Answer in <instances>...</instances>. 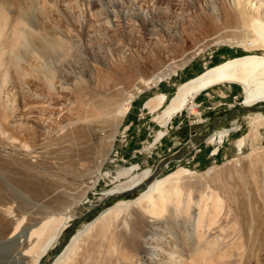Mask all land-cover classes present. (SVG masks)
Wrapping results in <instances>:
<instances>
[{"label":"rangeland","instance_id":"1","mask_svg":"<svg viewBox=\"0 0 264 264\" xmlns=\"http://www.w3.org/2000/svg\"><path fill=\"white\" fill-rule=\"evenodd\" d=\"M8 1L10 4L5 5L3 17L7 19L6 23L13 26L11 38L20 32V39L2 49V56L5 57L0 60V69H5L0 70V110L2 104L5 112L0 111L4 114L0 118L14 111L16 117L8 120L20 128L16 137L18 141L20 139L22 151L32 158L31 167L43 165L44 169L36 173L25 171L23 168L26 165L13 154L14 170L21 171L20 176L30 178L32 188L10 182L7 203L13 202L12 206L22 212L40 216L44 214L37 212L50 208L52 204L50 187L60 183L62 178L53 168L56 160L49 163L44 158L55 145L44 143L42 147L45 136L41 127L43 119L53 121V129L63 127V142L56 147L62 148V143L74 145L73 149L70 145L63 146L71 150L67 152L68 157L85 162L88 174L87 180L81 182H84L81 191L88 188L85 185L89 182L95 183L76 205L75 215H79H74L64 226L40 264H53L78 231L97 220L115 203L137 199L155 178L165 177L178 169L195 174V181L184 186L190 190L200 183L213 191L212 183L198 174L218 171L224 180L233 185L229 191L237 214L247 212L248 201L252 207L261 205L260 189L263 184L258 182L262 172L257 170H263V164L254 166L257 160L248 156L254 151L264 153V125L253 127L251 120L254 116H264V103L244 108V94L240 86L215 84L197 94L166 127L160 125L164 110L170 106L182 84L221 62L248 55H263L262 48L250 44L254 34L243 24L244 21L240 23L236 0ZM249 1L255 6H264V0ZM258 16L264 19L261 13ZM26 40H29L28 43ZM43 71L48 74L43 75ZM160 95L165 97L161 107L150 112L146 102ZM106 96L113 99L111 107L116 109L129 100V108L121 121L109 111L102 112L100 103ZM67 103L68 106H65ZM12 131H15L14 128ZM223 131L228 132L224 142H209L211 137ZM160 132H165V136L155 141ZM250 133L257 135L252 138ZM64 153L60 157H66ZM238 158L243 160L241 169L232 165ZM254 169L255 172L247 175L248 170ZM128 170L132 175L147 170L151 173L132 191L104 196L105 191L125 180L117 177L118 173ZM238 172H245L243 184L235 177ZM50 175L53 177L50 178ZM49 179L55 181L53 185H50L52 181ZM221 189L214 190L218 194L214 198L223 199L220 202L224 203L228 193ZM44 193H47L46 196ZM68 193L74 198L77 189ZM256 193L260 196L257 197ZM242 194L246 195L245 198ZM255 201H258L257 204ZM237 202L240 207H237ZM70 203L67 198H60L53 212L64 213ZM71 211L72 208L68 214ZM94 231L95 228H91L89 236L84 239L87 249L90 247L88 251L93 250L90 253L94 262L88 259L85 264H98L101 259L99 254L103 243L97 237L99 242L90 237ZM5 244L0 240V246ZM84 244V247L80 245L81 248H85ZM94 246L98 252L100 250L98 254H94ZM1 250L0 253H4ZM232 254L233 263L241 264L242 257L234 250ZM0 260V264H7L4 259Z\"/></svg>","mask_w":264,"mask_h":264},{"label":"bare ground","instance_id":"2","mask_svg":"<svg viewBox=\"0 0 264 264\" xmlns=\"http://www.w3.org/2000/svg\"><path fill=\"white\" fill-rule=\"evenodd\" d=\"M12 1L17 2L19 0ZM250 2L249 0H236V14L241 20L240 23L244 21L243 24L245 26L247 25V29L249 27L253 31L252 34H254V38L253 41H250V44L255 45L257 48L260 47V49L262 48L264 51V19L260 18L261 15L258 16L261 13L263 15L262 17H264V6H255V3L253 4ZM7 4H10L8 0H0V52H2L0 53V60L2 57H5L2 56V49H4L7 44L11 46L10 43H13L14 40L19 38L18 34H20L19 32L11 38L13 26L6 23L7 19L3 17L2 12ZM241 24L240 27L242 28ZM7 25H9L8 28ZM28 41L26 40L27 43ZM13 52L14 51H12L11 54ZM3 64L5 65V63ZM43 72L45 73V71ZM46 73L43 75H46ZM221 83L236 84L241 87L242 93L244 94L242 105L244 108L264 103V53L262 56L248 55L221 62L205 70L200 76L192 78L182 84L177 89V93L171 100L170 106L164 110L160 125L166 127L173 116L183 111L197 94L209 86ZM110 98L107 99L106 96V99L100 103L101 110L104 113L109 111V114H115L116 118L121 121L129 108V100L123 102L122 105L116 109L114 106L113 108L111 107L113 99ZM115 99L114 101H116ZM164 100V95H160L147 101L145 106L152 112L159 109ZM10 104L11 103H9V105ZM65 106H68V103ZM1 107V110L4 111L5 106L1 104ZM65 108L66 107L62 108V111L65 110ZM194 113L196 112L194 111ZM2 114H0V116ZM8 114L9 116L6 114L2 116L3 119L0 118V240L6 243L0 246V249L4 250V253H0V258L4 259L7 264H40L42 257H44L48 249L50 250L53 246V243L59 237L64 226L75 215L76 205L79 204L84 193L95 183L94 181L89 182L88 185H85L88 186V188L81 191L82 184L84 183L81 182L87 180L88 174L86 172L87 168L84 166L85 162L83 161V163L82 161L80 162V159L75 160L74 158L71 159L68 157L67 152L71 150L69 148H63L64 145H67L66 143H64V145L62 143L61 146L63 149L56 147L63 142V127L59 126L53 129V121L51 122L49 119H43L41 127L43 128L42 133L45 136L43 138L42 147L44 143L45 145L46 143L55 145L52 150H50L51 148L49 149L48 155L44 158H46L49 163L56 160V163L53 162L56 165L55 167L53 165V168H55L62 180L60 183L54 184L55 181L49 179V181H52L50 185L54 184L49 190L52 195L50 199L52 204L50 208L37 212L39 214H44L43 216L29 215L22 212L21 209L13 207V202L8 204L7 193L9 192L8 187L10 182L24 188H32V184L29 180L30 178H25L26 176L22 177L19 175L21 172L20 170V172L14 170L15 164L13 154L17 155L18 161L26 165V167L23 168L25 171H35L36 173L44 169L43 165L30 166L33 163L32 158L22 151L20 139L18 141L17 138L20 128L8 120L14 119L16 114H14V111ZM6 116L7 118H5ZM251 120L253 121V127L264 125L263 115L251 117ZM70 125L73 127L72 123ZM13 128L17 133L12 131ZM256 129L255 127V130ZM253 131L252 129V132ZM227 135L228 132L223 131L211 137L209 142L220 144L228 137ZM256 135V133H250L249 137L251 136L254 138ZM164 136L165 132L157 133L155 141L163 139ZM112 141H114V138ZM242 141L243 139L240 140L239 145H241ZM48 144L47 146H49ZM69 145L73 149L74 145ZM61 151H66L65 153L62 152L66 157H60L62 154ZM248 157L257 160L254 162V166L263 164V170H260V167H258L259 170H257L258 173L262 172L261 178L259 182H257L263 184V188L260 189V191L262 190L260 197L262 202L260 206L258 205L259 207H252V203L248 201L247 212L244 213V215L237 214L233 196L230 195L233 185L224 180L218 171L198 174V176H205L204 178L212 183L211 186L213 187V191L210 189L207 190L206 184L203 186L200 183H198V186H195L196 188L194 190H190L189 188L185 189L184 186L188 182L195 181L193 179L195 174L185 169H178V171L165 177L155 178L147 190L142 192L137 199L115 203L113 207L109 208L108 211L102 214L97 220L86 226L82 231H78L53 264H85L88 259H92L94 262L90 253L93 252V250L88 251L90 247L87 249L84 244V239L89 236V230L91 228H95V231L90 237L95 239L97 237L103 243H99L102 249L100 248L101 254L99 255H101V259L99 258L100 261L98 264H235L231 260L233 250L237 252L239 257H242L241 264H264V153H261V151H254L250 153ZM57 161H59L58 164ZM242 163L243 160L238 158L235 162H232V165L241 169ZM88 166L90 165L88 164ZM252 168L253 166L250 169ZM130 171L118 173L117 177L124 178L125 180L117 186L105 191L103 195L113 196L132 191L140 184L144 183L145 179L148 178L151 173L150 170H147L142 172V174L132 175ZM252 171L255 172V169L248 170L247 175H251ZM231 172L233 171L231 170ZM245 172H238L237 176L234 174L232 175L238 177L241 180V184H243ZM97 174L94 175L95 180ZM90 175L91 173L89 176ZM49 177L52 178L53 175ZM204 181L205 180L202 182L204 183ZM74 188L77 189V196L71 195L74 196L73 198L70 197L68 191ZM217 188H222L228 193V198L225 197L226 200L224 203L220 202V200L223 199L219 200L218 198H214L218 195L214 192ZM35 193L37 192L35 191ZM243 194L242 196H244ZM259 196L260 195L257 197ZM62 197L67 198L71 202L69 204L70 207L67 206L64 213L58 214L53 212L56 209L59 199ZM76 198L78 199L77 202ZM214 201H216V203H214ZM240 206L241 205L238 203L237 207ZM71 208L72 211L68 214ZM78 215L79 214L75 216ZM235 228H237V231ZM91 243L94 245V242ZM96 243L95 246L97 245ZM82 244L85 245V248H81V246L84 247ZM38 245V249L33 252L34 248ZM95 250L96 253L94 254L100 252V250L99 252L97 251L96 247Z\"/></svg>","mask_w":264,"mask_h":264}]
</instances>
